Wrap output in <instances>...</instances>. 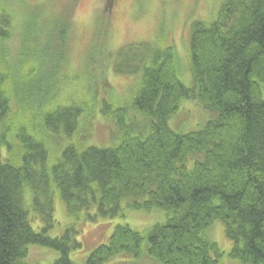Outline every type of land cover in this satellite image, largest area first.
<instances>
[{"label": "trees", "instance_id": "trees-1", "mask_svg": "<svg viewBox=\"0 0 264 264\" xmlns=\"http://www.w3.org/2000/svg\"><path fill=\"white\" fill-rule=\"evenodd\" d=\"M62 16L47 22H57L56 50L64 51L51 57L30 18L13 63L12 23L0 7V264H79L70 256L83 246L75 223L50 235L57 202L75 219L92 208L94 218L125 216L124 206L166 214L144 231L117 224L82 264H116L120 255L121 263L264 264V0H224L211 22L192 23L189 86L173 46L145 41L110 52L117 73L139 76L131 104L114 110L119 142L76 140L53 156L48 142L76 133L84 111L55 105L68 64ZM103 64L92 68L94 82ZM186 100L199 101L209 118L177 132L169 120ZM129 109L143 120L128 122ZM217 220L233 243L228 253L208 234ZM30 247L59 256L34 261Z\"/></svg>", "mask_w": 264, "mask_h": 264}, {"label": "rangeland", "instance_id": "rangeland-1", "mask_svg": "<svg viewBox=\"0 0 264 264\" xmlns=\"http://www.w3.org/2000/svg\"><path fill=\"white\" fill-rule=\"evenodd\" d=\"M223 1L0 0V7L5 9L12 23V36L7 40L6 46L13 63H16L20 55L25 28L29 25L30 18L34 22L37 34L39 33L38 44L50 47L52 49L50 56L54 58L64 50H56V46L60 44L57 30L55 31L57 22L54 20L48 24V20L63 14L62 21L65 18L69 22V37L65 39L68 44V64L58 78L55 105L56 107H82L84 111L76 133L71 136L64 135L63 143L57 142L56 137H52V140L48 142L51 154L53 156L59 154L69 142L76 140H81L82 144L79 145L82 147L111 146L119 142L120 118L118 119L114 110L116 105L126 107L127 104H131L133 87L138 82L139 76L117 73L113 67L115 60L107 61L111 58L110 52L116 53L125 45L145 41L158 42L164 47L173 46L179 54L182 79L189 86L192 77L187 50L192 23L198 20L211 22ZM52 33L54 35L51 39ZM163 37L164 40H162ZM103 57L105 58L103 72L98 81L94 82L99 73L92 72V68L97 69ZM132 109L128 110L127 121L143 120L139 113ZM209 113L199 101L186 100L182 102L177 113L170 118L169 125L177 132L194 131L204 125L209 118ZM123 214L125 216L94 218L92 216L97 215L96 208H92L89 212H81L75 219L67 216L63 203L57 202L55 213L57 225L50 231V235L56 237L63 234L65 229L74 222L80 231L78 239L83 246L80 250L73 251L70 256L73 261L82 264L80 262L97 245L108 242L117 224L129 223L137 230L144 231L145 228L156 223H163L166 219L165 212L160 209L145 211L124 206ZM208 234L226 253L230 251L233 243L226 236L225 224L222 221H215L208 229ZM55 256L58 257L59 254L41 247H30V258L34 261L48 262L53 257L55 259ZM116 258L113 261H117L116 264H150L147 259L131 263L134 260L129 258L131 260H127L129 263H121L120 261L127 258L121 255ZM224 259L226 263L232 264L227 258ZM153 261L152 264H161Z\"/></svg>", "mask_w": 264, "mask_h": 264}]
</instances>
